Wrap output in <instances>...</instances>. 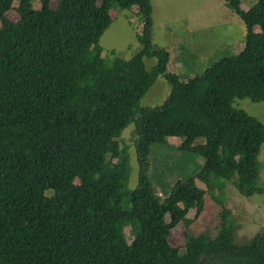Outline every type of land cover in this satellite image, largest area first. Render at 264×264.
I'll return each instance as SVG.
<instances>
[{"label":"trees","instance_id":"16d2710c","mask_svg":"<svg viewBox=\"0 0 264 264\" xmlns=\"http://www.w3.org/2000/svg\"><path fill=\"white\" fill-rule=\"evenodd\" d=\"M13 1L0 0V264H264V230L238 244L232 212L215 195L224 194L220 179H232L245 197L263 192L264 122L232 102L264 101V0L246 11L240 0H225L243 22L241 50L186 81L169 72L170 52L153 43L151 0H57L56 8L50 0H16L18 19L11 20ZM132 6L140 48L108 61L100 40L112 11ZM92 47L94 60L86 57ZM145 58L155 59L151 68ZM159 76L171 86L164 103L138 107ZM130 122L132 190L117 139ZM169 137L204 162L164 184L162 197L150 153ZM207 193L221 206L218 232L193 235L187 213H202ZM179 224L183 250L168 240Z\"/></svg>","mask_w":264,"mask_h":264},{"label":"rangeland","instance_id":"374dc122","mask_svg":"<svg viewBox=\"0 0 264 264\" xmlns=\"http://www.w3.org/2000/svg\"><path fill=\"white\" fill-rule=\"evenodd\" d=\"M240 8L243 11L249 9L256 0H240ZM57 0H50L49 7L56 8ZM18 2L14 0L6 15L11 20H17L18 15L14 8ZM33 6L39 8L38 1ZM153 18V43L164 47L170 52L169 72L180 75L181 81L195 74L203 72L208 66L223 56L236 54L241 50L242 39H238L233 45L228 40L229 34L232 39L241 36L238 26L243 22L231 12L225 0H151ZM136 6L130 9L115 8L112 11L114 17L112 25L106 30L100 40L103 49L102 56L108 61L116 57L130 58L140 48L137 34L142 28ZM231 29V31H230ZM224 30L227 36L224 37ZM259 31V28H255ZM199 37L200 44L205 49L204 54H194L190 47L189 39ZM90 60L96 58V50L92 47L86 54ZM154 58H145L147 68L154 64ZM171 86L164 76H159L153 86L145 92L138 102V107L162 105L170 94ZM232 105L243 109L264 122V101L254 102L250 98H234ZM137 115V114H136ZM122 147H125L128 163V179L126 188L132 190L137 183V160L135 152L136 133L134 122H130L117 138ZM197 139L196 142H201ZM181 142L180 138L169 137L166 144H152L150 153V164L154 169L152 178L159 196L164 197V184L173 185L179 179H185L199 171L204 159L194 153L181 152L176 145ZM115 160V158H114ZM260 165L259 184L263 192L255 193L250 197L241 195L235 188L232 179L225 181L224 194L216 192V199H222L235 219L237 228L235 239L238 244L249 241L259 231L264 230V143L258 155ZM167 170V171H166ZM198 187L205 189V185L195 179ZM50 191H47L49 194ZM204 210L198 216L195 209H191L187 216L192 221L187 230L193 234L208 233L215 236L219 227V211L221 206L212 194L204 196ZM126 206L125 203H123ZM168 219V218H167ZM125 233L130 242L129 227ZM185 227L183 224L176 226L170 233L168 240L172 246L183 250ZM208 262V260H207ZM205 262V263H207ZM223 264V263H214Z\"/></svg>","mask_w":264,"mask_h":264},{"label":"crops","instance_id":"0c3cea01","mask_svg":"<svg viewBox=\"0 0 264 264\" xmlns=\"http://www.w3.org/2000/svg\"><path fill=\"white\" fill-rule=\"evenodd\" d=\"M135 12H136V10H135ZM235 25L238 26V28H240L239 29V33L241 32V36H239V37H237L235 39H232V35L229 34L228 37L230 38L231 41L228 40L227 42H229L231 45H233L238 39H242L244 37V26L243 25L242 26L238 25V22ZM230 31H231V29H230ZM221 35L226 37L227 36V32L224 30L223 34H221ZM189 42L191 43L190 47H191L192 52L194 54H204L205 53V49H204L203 45L200 44L202 41L200 40L199 37H191L189 39Z\"/></svg>","mask_w":264,"mask_h":264}]
</instances>
